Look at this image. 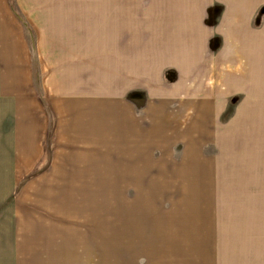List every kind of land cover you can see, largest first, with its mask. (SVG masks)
<instances>
[{
  "label": "rangeland",
  "instance_id": "obj_1",
  "mask_svg": "<svg viewBox=\"0 0 264 264\" xmlns=\"http://www.w3.org/2000/svg\"><path fill=\"white\" fill-rule=\"evenodd\" d=\"M211 1L219 30L238 0ZM243 1H258L254 29L244 17L237 36L212 33L216 61L197 70L196 93L114 101L86 85L75 101L44 84L60 72L43 52L50 1L0 0V76L35 99L10 107L12 85L0 91V264H28L30 231L92 207L101 237L146 239L125 246L131 261L264 264V0Z\"/></svg>",
  "mask_w": 264,
  "mask_h": 264
},
{
  "label": "crops",
  "instance_id": "obj_2",
  "mask_svg": "<svg viewBox=\"0 0 264 264\" xmlns=\"http://www.w3.org/2000/svg\"><path fill=\"white\" fill-rule=\"evenodd\" d=\"M49 1L44 2L48 5L44 8V20L45 24L48 21L46 26L52 36H43V52L58 54L52 62L59 63L60 72L53 73L44 84L55 91L68 92L75 101L84 100L86 85H95L90 96L112 95L114 101L135 91L144 92L149 101L196 93V80L202 77L197 70L207 69L213 59L216 61L211 54L212 33L221 30L223 35L228 29V36H237V26L242 25L239 22L244 17L254 29L249 11L252 13L258 3L238 0L217 30L211 20V0ZM230 75L226 72L224 79ZM56 76L58 82L53 80ZM26 84L20 77L12 82L10 77L0 76V91L4 95L9 85L14 89L8 100L10 107L15 102L19 108L20 101L34 104L33 96L28 99L26 90H22ZM99 85L105 86L102 94L97 91ZM212 95L216 98L217 93L213 91ZM3 103L0 98V108ZM82 212L93 215L81 216L82 220L74 222L55 220L50 225L45 222L43 227L30 231L27 248L23 249L28 264H141L131 261L135 250L125 246H130L132 240L145 238L131 237L124 231V237L118 238L122 240L116 241L111 230L101 237L99 212L93 207ZM116 244L123 248L117 249Z\"/></svg>",
  "mask_w": 264,
  "mask_h": 264
},
{
  "label": "clouds",
  "instance_id": "obj_3",
  "mask_svg": "<svg viewBox=\"0 0 264 264\" xmlns=\"http://www.w3.org/2000/svg\"><path fill=\"white\" fill-rule=\"evenodd\" d=\"M141 264H143V262L141 261Z\"/></svg>",
  "mask_w": 264,
  "mask_h": 264
}]
</instances>
